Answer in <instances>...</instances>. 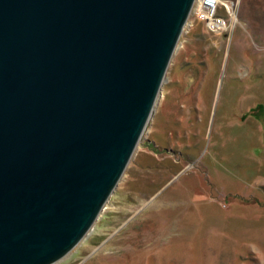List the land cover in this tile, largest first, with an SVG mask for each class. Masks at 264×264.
<instances>
[{
  "label": "water",
  "instance_id": "1",
  "mask_svg": "<svg viewBox=\"0 0 264 264\" xmlns=\"http://www.w3.org/2000/svg\"><path fill=\"white\" fill-rule=\"evenodd\" d=\"M195 1L0 0V264H57L94 227Z\"/></svg>",
  "mask_w": 264,
  "mask_h": 264
},
{
  "label": "rangeland",
  "instance_id": "2",
  "mask_svg": "<svg viewBox=\"0 0 264 264\" xmlns=\"http://www.w3.org/2000/svg\"><path fill=\"white\" fill-rule=\"evenodd\" d=\"M229 1L227 32L191 19L124 177L57 264H264V0Z\"/></svg>",
  "mask_w": 264,
  "mask_h": 264
},
{
  "label": "built area",
  "instance_id": "3",
  "mask_svg": "<svg viewBox=\"0 0 264 264\" xmlns=\"http://www.w3.org/2000/svg\"><path fill=\"white\" fill-rule=\"evenodd\" d=\"M201 21L210 33L227 32L237 17L229 0H196L182 36L192 27V18Z\"/></svg>",
  "mask_w": 264,
  "mask_h": 264
},
{
  "label": "bare ground",
  "instance_id": "4",
  "mask_svg": "<svg viewBox=\"0 0 264 264\" xmlns=\"http://www.w3.org/2000/svg\"><path fill=\"white\" fill-rule=\"evenodd\" d=\"M90 231H91V230H90ZM90 231H89V232H90ZM88 235H89V233H88ZM88 235H87L86 237H88ZM86 237H85L84 239H86ZM84 239H83V240H84ZM83 240H82V241H83ZM82 241H81V242H82ZM81 242H80V243H81ZM76 247H77V246H76ZM76 247H75V248H76ZM75 248H74V249H75ZM68 255H69V254H68ZM68 255H67V256H68ZM67 256H66V257H67ZM66 257H65V258H66ZM65 258H63L62 260H64ZM62 260H61V261H62ZM59 262H60V261H59ZM59 262H58V263H59Z\"/></svg>",
  "mask_w": 264,
  "mask_h": 264
},
{
  "label": "flooded vegetation",
  "instance_id": "5",
  "mask_svg": "<svg viewBox=\"0 0 264 264\" xmlns=\"http://www.w3.org/2000/svg\"><path fill=\"white\" fill-rule=\"evenodd\" d=\"M153 147H154V149H157L155 144H154V146H153ZM158 150H159V149H158Z\"/></svg>",
  "mask_w": 264,
  "mask_h": 264
}]
</instances>
